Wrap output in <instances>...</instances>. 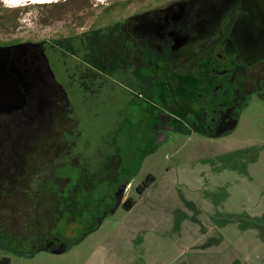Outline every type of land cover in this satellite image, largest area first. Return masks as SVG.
<instances>
[{"label":"flooded vegetation","instance_id":"obj_1","mask_svg":"<svg viewBox=\"0 0 264 264\" xmlns=\"http://www.w3.org/2000/svg\"><path fill=\"white\" fill-rule=\"evenodd\" d=\"M65 1L70 5L73 0ZM154 1L99 0L103 9L100 4L96 9L68 6L59 21L65 24L63 32L0 45V203L9 213L4 216L21 213L23 199H16L15 190L24 191L31 213L27 190L64 192L85 186L88 179L85 172L75 177L67 170L71 161L63 132L69 99L51 70L47 44L78 48L87 66L83 78L91 73L98 80L127 78L130 91L149 103L142 122L149 143H164L170 133L189 128L192 135L228 138L252 97L264 96V0ZM52 16L46 23L51 31L56 25ZM259 149L256 144L217 158L224 167L245 172L259 162ZM128 182L118 183L109 195L120 206L132 186ZM64 199L63 194L46 205L35 202L53 213L52 227L68 210ZM36 214L45 213L36 208ZM58 239L44 238L55 247Z\"/></svg>","mask_w":264,"mask_h":264},{"label":"rangeland","instance_id":"obj_2","mask_svg":"<svg viewBox=\"0 0 264 264\" xmlns=\"http://www.w3.org/2000/svg\"><path fill=\"white\" fill-rule=\"evenodd\" d=\"M111 1L103 0L105 3ZM97 4L100 9L106 7L99 0H73L70 5L63 0L57 4L26 3L13 8L0 0V45L49 39L50 35H57L55 31H64V22H59L63 8L96 9ZM50 15L56 23L52 31L46 26ZM46 48L51 70L65 89L70 103L69 121L63 132L69 144L64 148L70 153L68 173L77 177L78 173L85 172L89 186L94 189L64 192L49 189L37 194L34 190H27V197L33 198V214L39 205L35 202L43 201L46 205L44 201L61 199L63 194L66 199L63 204L78 206V213L65 212L64 218L60 217L58 221L59 226L53 228L50 223L54 220L53 213L46 212L40 204L39 210L45 214L38 218L39 221H49L48 231H43L41 225L33 226V217L31 223H26L31 220L28 216L31 214L30 201L27 205L24 191L15 190L16 199H23L20 214L4 216L0 203V260L8 259L11 264H90L91 255L99 244L131 240V251L139 252L140 248L148 247L141 244L147 234L151 237L148 244L156 246L160 239L171 258L174 257L171 254L174 251L172 241L178 240L180 250H187L180 254L177 249L176 256L181 264H224L222 251L196 254L188 247L191 241L202 236L201 226L208 227V230L212 228L215 235L217 231L225 230L226 225L229 229L227 236L231 238L233 235L232 241L237 244L238 226L233 223L236 220L234 215L243 205L249 208L254 204L256 197L253 191H249L252 187L238 174L240 170L224 167L217 156L257 144L260 159L249 169L252 173L256 171L259 184H264V96L256 94L252 97L242 113L241 123L228 138L213 140L205 135H192L189 128L187 133L180 135L170 133L164 143L157 140L149 143L143 136L142 125L149 103L131 92L127 78L113 76L98 80L100 77L92 73L83 78L81 73L87 66L78 48L73 51L56 42L47 44ZM119 161L120 168L117 169ZM111 171H118V181L105 179ZM149 176L155 177L156 181L141 196L137 188ZM124 180L132 181L125 194L127 199L132 198L139 204L132 216H127L122 206L111 212L116 202L109 195ZM192 200L201 210V225L189 218L178 221L179 216L195 214L187 208V201L191 203ZM258 206L257 212H263L264 202ZM23 214L29 218L25 219ZM121 224L133 228L136 233L133 239L126 236L129 233H122ZM28 228L29 234L26 232ZM52 234L58 235L55 237H59L58 242L65 245L64 249L60 245L48 246L44 238ZM126 250L124 244L119 248V252ZM156 253L155 250L148 251V262L157 263Z\"/></svg>","mask_w":264,"mask_h":264},{"label":"crops","instance_id":"obj_3","mask_svg":"<svg viewBox=\"0 0 264 264\" xmlns=\"http://www.w3.org/2000/svg\"><path fill=\"white\" fill-rule=\"evenodd\" d=\"M255 172L252 173L251 169H247L245 172L238 171V174L242 176V180L252 187L249 191H253L256 198L253 201L255 203L250 205L249 208H246L243 205L242 209L234 215L236 220L233 221V223H236L238 226V232L236 234L238 238L237 244L232 241L233 235H231V238L227 236L226 232L229 229H227L226 225L225 230L222 229V231H217V234L215 235H213L214 231H212V228L208 230V227L205 229L201 226L203 234L195 241H191L189 244L190 247H188L190 252L195 251L196 254H209L211 252L215 253V251H218V253L222 251V261L224 260V264H264V226H262L264 225V211L257 212V209L260 207L258 204L264 202V184H259L260 180L257 177L258 174ZM126 199L127 197L125 198V201ZM187 203V208L192 212L194 211L195 214H185V217L179 216L178 221L182 222L189 218L191 221L194 220L195 223L197 222V224H200L201 219L199 217L201 216L199 215H201V210L197 206V202L192 200V204L189 203V201H187ZM138 206L139 204L136 202L130 210L125 209L127 216H132ZM240 219H243V222H241ZM119 226H121L122 233H129L126 235L127 237L130 239L135 237L136 233H134L133 228L126 226V224H121ZM227 226H229V224ZM179 227L180 226H177V228ZM111 235L113 237V234ZM112 237H110V239ZM150 239V236L147 237V234H144L141 244L142 246L145 245L148 247L140 248L139 252L131 251L132 249H130L129 245L132 243L131 240H123V243L114 240L112 244H99L91 255L92 261L90 264H137L138 262H140V264H155L154 262H151L150 260L148 262L147 260L149 250L157 251L156 264H181L176 256L177 249L180 254L187 250H180L178 240L172 241L174 251L171 254H174V257L171 258L170 253H167V249L163 246L160 239L157 240L159 243H157L156 246L148 244V242L151 241ZM123 244L127 247V250L119 252V248ZM168 251H170V249H168ZM210 264L214 263L211 262Z\"/></svg>","mask_w":264,"mask_h":264},{"label":"trees","instance_id":"obj_4","mask_svg":"<svg viewBox=\"0 0 264 264\" xmlns=\"http://www.w3.org/2000/svg\"><path fill=\"white\" fill-rule=\"evenodd\" d=\"M68 105H69V113L71 112V110H70V103L68 102ZM117 169H119L120 168V165H119V162L117 163ZM112 174V175H111ZM116 175H118V171H111L108 175H107V177H105V179H108V180H110V181H112V180H114L115 182L116 181H118V179H117V176ZM111 176H115V178H113V179H110V177ZM113 181V182H114ZM156 181V178L155 177H153V176H149L148 178H147V180L141 185V186H139L138 188H137V190H138V193H139V195H143L144 194V192L150 187V185L152 184V183H154ZM131 183V180L128 182V184H130ZM95 186V185H94ZM85 189L86 188V190L87 191H91V190H93L94 189V187H90L89 186V180L87 179L86 180V182H85V186H82V187H80L79 189H75V190H81V189ZM135 201L132 199V198H128L123 204H122V207L124 208V209H126V210H130L134 205H135ZM67 206V211H70L73 215L74 214H76V213H78V206L77 205H75V204H67L66 205ZM110 208H113V206H111ZM109 208V209H110ZM37 209H39V207H37ZM42 209H44L43 207H42ZM40 211V210H39ZM53 211H54V213L56 214V213H59V208L58 207H56V206H54L53 207ZM29 217H31V220L30 221H27L26 223H31L32 222V217L35 219L34 221H33V226H36L37 224L38 225H41L42 226V229H43V231H48L47 229H49V225L47 226V227H45L44 226V224L42 223V221H39V218H38V215L36 214V213H31V214H29L28 215ZM23 217H25V219L26 218H29V217H27V216H24V214H23ZM72 223V222H71ZM51 227H52V224H51ZM54 228V227H53ZM96 228H98V226L96 227L95 226V229ZM93 231H95V230H92V232ZM26 232L29 234L30 233V228H28V229H26ZM91 232V231H90ZM50 235V234H49ZM48 235V236H49ZM46 237V238H49V237ZM55 236H58V235H53L52 234V236H50V237H55ZM0 264H11V262H10V260H8V259H4V260H0Z\"/></svg>","mask_w":264,"mask_h":264},{"label":"bare ground","instance_id":"obj_5","mask_svg":"<svg viewBox=\"0 0 264 264\" xmlns=\"http://www.w3.org/2000/svg\"><path fill=\"white\" fill-rule=\"evenodd\" d=\"M2 1V0H1ZM8 4H11L12 7H19L28 2L31 5H47V4H54L60 3L61 0H3Z\"/></svg>","mask_w":264,"mask_h":264},{"label":"water","instance_id":"obj_6","mask_svg":"<svg viewBox=\"0 0 264 264\" xmlns=\"http://www.w3.org/2000/svg\"><path fill=\"white\" fill-rule=\"evenodd\" d=\"M120 204H121V202H120V200H118L111 212H115L120 207Z\"/></svg>","mask_w":264,"mask_h":264},{"label":"built area","instance_id":"obj_7","mask_svg":"<svg viewBox=\"0 0 264 264\" xmlns=\"http://www.w3.org/2000/svg\"><path fill=\"white\" fill-rule=\"evenodd\" d=\"M26 3H28V2H26ZM26 3H25V4H26ZM28 4H29V3H28ZM10 5H11V4H10Z\"/></svg>","mask_w":264,"mask_h":264}]
</instances>
